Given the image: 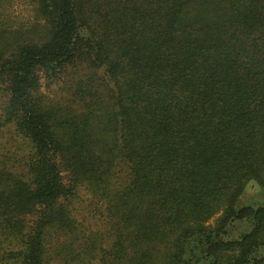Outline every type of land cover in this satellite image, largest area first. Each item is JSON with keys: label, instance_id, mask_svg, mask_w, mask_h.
Returning <instances> with one entry per match:
<instances>
[{"label": "trees", "instance_id": "trees-1", "mask_svg": "<svg viewBox=\"0 0 264 264\" xmlns=\"http://www.w3.org/2000/svg\"><path fill=\"white\" fill-rule=\"evenodd\" d=\"M0 264H264V0H0Z\"/></svg>", "mask_w": 264, "mask_h": 264}, {"label": "rangeland", "instance_id": "rangeland-1", "mask_svg": "<svg viewBox=\"0 0 264 264\" xmlns=\"http://www.w3.org/2000/svg\"><path fill=\"white\" fill-rule=\"evenodd\" d=\"M16 2H18V0H15ZM14 12V15H18L21 17H26L28 14L26 13V11L23 9L22 6L19 5H14V8L11 10ZM247 227H245L244 225H242L241 223H236L234 224L231 229L228 232V235L230 238H234L235 236L238 235V233L244 231Z\"/></svg>", "mask_w": 264, "mask_h": 264}]
</instances>
